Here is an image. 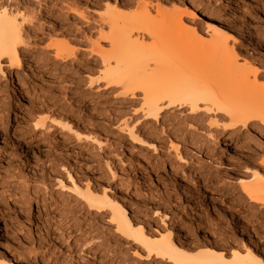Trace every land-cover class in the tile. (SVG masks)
Returning <instances> with one entry per match:
<instances>
[{
    "label": "rangeland",
    "instance_id": "obj_1",
    "mask_svg": "<svg viewBox=\"0 0 264 264\" xmlns=\"http://www.w3.org/2000/svg\"><path fill=\"white\" fill-rule=\"evenodd\" d=\"M18 1L34 14L29 41L32 53L41 54L35 58H25L28 51L21 54L27 78L17 90L19 96H12V89L5 96L1 86L6 69L0 72V135L6 140L0 139V188L6 187L8 197L7 205L0 202V253L15 254L22 264H153L137 251L136 244L117 240L106 217L88 212L71 192V183L107 191L127 207L131 219H142L144 228L170 229L171 236L183 243L204 240L205 233L217 225L230 239L246 241L240 226L220 208L216 189L230 191L251 181L252 177L239 174L234 166L246 153L252 154L256 164L264 159L263 129L224 130L223 123L209 125L213 115L186 123L191 114L175 109L166 112L163 124L151 121L142 127L152 134L149 148L132 147L128 136L118 134L115 127L120 120L135 121L131 119L137 99L121 98L113 88L105 90L93 82L102 65L90 52V44L98 37L104 0H75L74 4L71 0ZM118 1L123 4L117 6V13L124 21L134 22L128 32L133 38L140 36L142 48L151 49L158 40L144 32L150 29L164 34L161 18L151 12L149 19L138 24L134 20L142 4L151 8L156 0ZM158 1L167 8L171 1L183 4L188 0ZM191 1L197 14L205 6L222 23L248 32L250 44L234 35L237 42L233 46L241 49L239 62L247 55V67L257 68L258 81H263L264 0ZM195 21L201 33H208L202 20ZM55 40L66 41L75 51L67 62L59 63L48 51L47 45ZM228 44L233 42L228 40ZM100 45L108 49L106 43ZM40 120L45 125L34 128ZM183 139L184 160L197 158L201 163L192 162L199 173L191 177L182 173L184 164L177 166L171 148L179 141L178 148L183 150ZM259 168V179L264 181V167ZM203 173L208 176L205 182L200 176ZM21 198L31 203L22 217L11 206ZM231 198L226 196L225 202ZM164 210L167 218L162 215ZM235 213L241 219L251 216L248 209ZM254 226L264 232V212ZM249 233L264 259V237L252 229Z\"/></svg>",
    "mask_w": 264,
    "mask_h": 264
},
{
    "label": "bare ground",
    "instance_id": "obj_2",
    "mask_svg": "<svg viewBox=\"0 0 264 264\" xmlns=\"http://www.w3.org/2000/svg\"><path fill=\"white\" fill-rule=\"evenodd\" d=\"M71 1L74 4L75 0ZM175 2H169L167 8H163L158 0L151 8L148 3L142 4L135 16V24L151 18L150 13L154 12L161 18L160 29L164 32L157 34L150 29L144 32L158 40L147 50L141 47L140 36L133 38L128 32L134 22L124 21L117 13V6L123 2L104 0L106 6L99 16L98 37L90 44V52L100 58L102 69L99 77L92 81L100 83L102 89L113 88L121 98L137 99L131 119L135 121L119 119L115 127L117 133L126 134L132 147L149 148L153 137L142 127L151 121L163 124L166 112L186 109L191 114L185 119L186 123L188 120L197 123L213 115L214 119L209 120V125L223 123L224 130L233 131L239 127L258 126L264 134V80L258 81L261 75L257 68L247 67V55L242 57L243 62H239L237 54L241 53V49L233 46L237 42L234 35L250 44L248 32L241 27L230 26L227 21V24L223 21L226 24L223 25L218 14L205 6L197 14L191 0L183 4ZM33 16L32 10L19 5L18 0H0V72H3V67L6 69L1 86L5 96L9 89L13 90L12 96H19L18 89L25 83L27 73L22 71L23 51H28L25 58H35L41 54H33L35 51L29 41L32 39L29 24ZM81 17L84 18L83 15ZM197 18L206 25L208 33H201L202 28L195 21ZM104 27L108 29L105 32ZM228 40L233 42L232 46H229ZM100 42L106 43L108 49H104ZM50 43L47 45L48 51L59 63L67 62L68 58L74 56L75 51L68 47L66 41ZM44 123L40 120L33 127L42 128ZM0 139L3 143L6 141L3 135H0ZM182 141L181 151L179 141L178 144L171 143L176 156L174 161L177 166L184 164L186 167L181 168L182 173L191 177L199 173L192 162L201 163L197 158L184 160V156H187L186 141ZM234 167L239 169V174L253 179L240 183L239 188L230 191L216 189V194L220 208L227 212L236 227L240 226V233L245 235L246 241L231 240L226 230L217 225L205 233L204 240L194 239L183 243L171 236L170 229L151 231L144 228L142 219H131L127 207L105 190L91 188L88 184L81 187L75 183L70 184V190L88 212L106 217L117 240L136 244L137 251L141 250L153 264H264V259L258 253L260 249L254 247L255 240L251 239L249 233L252 229L264 237V232L254 226L259 213L264 212V181L259 179V167H264V159L256 164L252 154L246 153L244 160ZM200 176L202 182L208 178L206 173ZM5 188H0V202L4 201L7 205ZM226 196H231V200L225 202ZM21 199L16 206H11L22 217L24 208L31 203L28 199ZM244 209H248L251 216L241 219L235 212H244ZM162 215L167 218L165 210ZM16 259L15 254L5 256L0 253V264H22Z\"/></svg>",
    "mask_w": 264,
    "mask_h": 264
},
{
    "label": "snow or ice",
    "instance_id": "obj_3",
    "mask_svg": "<svg viewBox=\"0 0 264 264\" xmlns=\"http://www.w3.org/2000/svg\"><path fill=\"white\" fill-rule=\"evenodd\" d=\"M5 11H6V9H5Z\"/></svg>",
    "mask_w": 264,
    "mask_h": 264
}]
</instances>
